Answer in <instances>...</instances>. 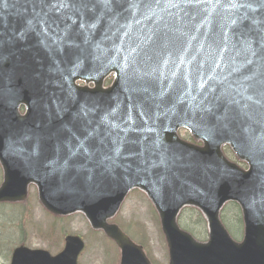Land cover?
<instances>
[{
    "label": "water",
    "instance_id": "water-1",
    "mask_svg": "<svg viewBox=\"0 0 264 264\" xmlns=\"http://www.w3.org/2000/svg\"><path fill=\"white\" fill-rule=\"evenodd\" d=\"M182 7L189 15L161 0L151 10L141 5L126 11L115 22L105 17L87 43L79 38V48H65L63 53H50L35 35L4 47L0 202L25 201L33 184L48 212L55 216L82 213L93 230L103 231L114 241L120 264H151L141 246L117 225L108 224L128 194L137 189L158 215L170 264H264V114L254 108L251 119L237 115L225 128L196 107L209 85L215 86L218 95L228 82L264 74V60L251 56L241 39L242 33L257 38L256 28L264 27V12L232 8L226 2ZM14 11L11 4L3 9L5 38L22 27ZM246 15L261 22L241 23L239 18ZM232 20L237 24H231ZM249 59L252 64L247 63ZM111 75V84L104 87ZM225 77L224 84L215 79ZM57 104L63 108L60 116ZM81 105L91 111L73 123ZM20 106L25 108L23 115L18 112ZM65 124L81 139L87 134L85 128L99 132L106 138L103 150L109 156L114 155L112 141H116L122 145V157L111 169L99 164V153L91 160L82 152L69 159L63 141L71 138L75 146L77 140L69 131L54 136ZM180 129L202 145L182 140ZM90 143L94 148L97 140ZM58 144L63 151H57ZM223 146H229L247 169L230 162ZM141 148L145 149L142 156H128L130 149L139 153ZM162 160L165 166H153ZM227 202L237 203L241 210L240 242L231 238L220 220ZM185 207L202 214L208 229L206 242L179 227L178 216ZM82 249L78 237L68 236L64 250L56 256L19 247L11 264H77Z\"/></svg>",
    "mask_w": 264,
    "mask_h": 264
},
{
    "label": "snow or ice",
    "instance_id": "snow-or-ice-1",
    "mask_svg": "<svg viewBox=\"0 0 264 264\" xmlns=\"http://www.w3.org/2000/svg\"><path fill=\"white\" fill-rule=\"evenodd\" d=\"M163 2L167 7L177 8L180 11H184L183 5L195 8L201 4L214 3L219 5L226 2L232 8L247 7L253 12L257 9L264 12V0H252L251 3L248 0H163ZM160 3L161 0H0V63L4 62L3 50L6 45L24 43L35 35L40 46L50 53H63L65 48H79L77 43L79 38H83L84 42L87 43L91 32L101 24L105 17L115 22L126 11L139 9L141 5L149 7L151 10L152 4L159 5ZM10 4L14 7V14L20 19L22 27L18 32L13 30L12 35L5 38L3 9ZM125 4L128 7H124ZM184 14L189 15L187 11H184ZM152 15H156V13L152 11ZM192 15L194 19L195 13ZM159 19H163V17H159ZM248 19H251L253 24L261 22L255 16L250 18L246 15L239 18L241 23ZM231 24L236 25L237 20H232ZM164 27L168 28V24L165 23ZM256 32L257 38L255 39L245 36L243 33L241 39L245 50L251 56H259L260 59L264 60V27H257ZM162 39L166 46L169 40L168 32L163 34ZM254 44L257 46L253 47ZM247 63L252 64L253 61L249 59ZM234 71L236 70L234 69ZM209 79H213V77H209ZM215 79L220 84H224L227 77ZM201 88H203V84ZM144 91H148V89H144ZM163 95L164 91L162 90L161 96ZM193 99L195 98L193 97ZM56 107L57 115L60 116L63 108L59 104ZM196 107L202 113L214 117L217 123L225 128L236 120L237 115L247 116L251 119L250 113L254 108L259 109L261 114H264V74L252 73L234 82H228L227 87L222 88L218 95L215 86L209 85L208 92L203 94V99ZM89 111L91 110L85 105H81L79 112L73 114V123L85 119ZM63 131L71 132L72 137L77 140L75 146L72 144L71 138L63 141V148H67L69 159L82 152L86 158L91 160L99 153L101 157L99 164L105 169H111L113 165L117 164L118 158L122 157V145H117L116 141H112L116 145L112 149L114 155H107L103 150L107 147L106 138L100 137L99 132L95 130L85 128L87 134L81 139L65 124L57 129L54 136H59ZM93 138L97 140V145L94 148L90 143ZM128 143L135 144L136 142L130 141ZM63 148L59 144L57 145L58 152L63 151ZM143 151H145L143 148L139 153L130 149L128 156H142ZM128 156H123V158L127 159ZM67 164L68 161L65 160V166ZM153 166H165V161L162 160L160 165ZM161 179L166 180V177L162 176Z\"/></svg>",
    "mask_w": 264,
    "mask_h": 264
},
{
    "label": "rangeland",
    "instance_id": "rangeland-1",
    "mask_svg": "<svg viewBox=\"0 0 264 264\" xmlns=\"http://www.w3.org/2000/svg\"><path fill=\"white\" fill-rule=\"evenodd\" d=\"M28 212L25 217L18 218L15 222H10L9 219L17 217L22 207L18 206H1L0 207V234H3L9 239H16L19 236L13 231L25 233L28 235L26 244L35 249H45L51 254H56L63 247V238L65 234L81 235L85 241L84 252L79 257V264H117L118 257L116 249L112 244L101 237V234L95 235L89 229L86 221L84 222L79 215L69 218L64 223L62 234L55 233V227L50 225V220L39 204H26ZM24 209V208H23ZM3 212V213H2ZM193 214L189 211H184L182 216V226L191 231V233L200 241L206 240L207 230L205 222L199 225H194ZM227 220V225L237 241L241 239V227L237 220L238 210L232 205H228L223 211V219ZM116 222L121 224L135 239L141 241L147 253L158 264H164V251L166 249L162 235L159 230V225L155 214L144 195L139 192H132L125 201ZM224 219V220H225ZM1 236V235H0ZM39 236V237H37ZM3 237V236H2ZM5 244L8 239H3ZM18 241V240H17ZM15 242L10 247V240L5 245L10 247V252L16 247L19 242ZM9 252V256H10ZM0 258V264H9L6 252Z\"/></svg>",
    "mask_w": 264,
    "mask_h": 264
},
{
    "label": "flooded vegetation",
    "instance_id": "flooded-vegetation-1",
    "mask_svg": "<svg viewBox=\"0 0 264 264\" xmlns=\"http://www.w3.org/2000/svg\"><path fill=\"white\" fill-rule=\"evenodd\" d=\"M18 112L20 115H23L24 112H25V108L23 106H20L19 109H18ZM3 182V171H2V168L0 166V186ZM6 204H17L18 207H22V211L19 212V214L17 215L16 218L14 219H11V221H16L18 218L21 220V218H23V216L25 217V213L28 212V206L26 204H40L39 201H38V196H37V191H36V188L34 186H30L29 187V191H28V197H27V200L24 201V202H21V203H0V206H5ZM24 208V209H23ZM43 210V209H42ZM43 212L45 213V215L47 216V218L50 220V225L55 227V229L53 231H55V233L57 232H61L60 234H62L63 232V228H64V223L69 220L70 217H55V216H52L50 214H48L47 212H45L43 210ZM81 216V215H79ZM82 220L85 222V219L81 216ZM10 220V219H9ZM17 232V235L19 236L18 238L16 239H9V238H6V237H10V236H5L3 234H0V258L2 257V255L4 256V252H6V255L5 257L9 259V252H10V247L17 241L19 242V244L14 247L13 249L17 248V247H20V246H24V247H27V248H30V249H35V248H31L29 247L27 244H26V240L28 235H26L25 233H18V230L17 231H14V234H16ZM74 234V233H72ZM69 235V234H65L64 238H63V244H64V239L65 237ZM77 235V234H76ZM3 236V237H2ZM81 237V239H83V237L81 235H79ZM39 237V236H37ZM3 239H8V241L10 240V247H7L5 246L7 243L5 244V241H3ZM84 240V239H83ZM85 242V241H84ZM11 256V255H10ZM147 256L149 257L150 261L152 262V264H158L152 257H150L149 253H147ZM163 260H164V264H169V252L167 249H165L164 251V257H163Z\"/></svg>",
    "mask_w": 264,
    "mask_h": 264
},
{
    "label": "trees",
    "instance_id": "trees-1",
    "mask_svg": "<svg viewBox=\"0 0 264 264\" xmlns=\"http://www.w3.org/2000/svg\"><path fill=\"white\" fill-rule=\"evenodd\" d=\"M229 156H230V154H228ZM235 209H237V206H235V205H232ZM189 212H190V214L192 213L193 214V216L192 217H194V225H199L200 223H202L203 222V220H202V218H201V215L198 213V212H196L195 210H192V209H189L188 210ZM238 216H239V212H238ZM224 219H225V217H224ZM223 219V221H224V223L225 222H227L226 221V219L224 220ZM180 223H182V219H180ZM237 223L240 225L241 224V219L240 218H238V220H237ZM141 242V241H140ZM142 243V242H141ZM143 244V243H142Z\"/></svg>",
    "mask_w": 264,
    "mask_h": 264
}]
</instances>
